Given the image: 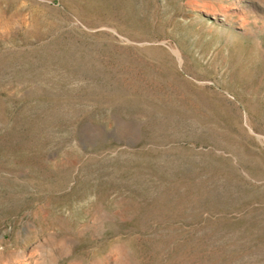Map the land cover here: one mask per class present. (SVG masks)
<instances>
[{"label": "rangeland", "instance_id": "obj_1", "mask_svg": "<svg viewBox=\"0 0 264 264\" xmlns=\"http://www.w3.org/2000/svg\"><path fill=\"white\" fill-rule=\"evenodd\" d=\"M263 56L256 0H0V264H264Z\"/></svg>", "mask_w": 264, "mask_h": 264}, {"label": "bare ground", "instance_id": "obj_2", "mask_svg": "<svg viewBox=\"0 0 264 264\" xmlns=\"http://www.w3.org/2000/svg\"><path fill=\"white\" fill-rule=\"evenodd\" d=\"M256 3H258L259 5H261L264 8V0H256ZM198 4V3H197ZM199 5V4H198ZM204 13L211 15L212 17H216L218 14H226L227 10L224 8H222V11H220L219 9L216 8H204L203 9ZM233 16V15H232ZM239 19L243 20V23H246L244 20L243 16H240ZM248 25V24H247ZM259 25V24H258ZM249 27V26H248ZM242 28V27H241ZM255 30V29H254ZM252 32V31H251ZM261 33V32H260ZM249 39V38H248ZM252 46V45H251ZM256 46V45H255ZM252 51V50H251ZM242 52V51H241ZM245 56V55H244ZM254 57V56H252ZM264 58V56H263ZM252 60V59H251ZM249 63V62H248ZM259 64V63H258ZM258 84V83H257ZM109 202V200L106 201ZM108 205V204H107ZM109 208H111V203L109 205ZM94 212L92 213L91 216H88L89 222H102L105 219L108 218H112L111 216L106 215L105 211H100L98 210V208L96 207L95 210H93ZM113 213H117V210L113 209L111 210V214ZM113 219V218H112ZM109 243V242H108ZM108 248V247H107ZM121 252H125V248L120 245V244H113L112 247H110L108 249V254H105L104 252H102L99 255L98 252V247L95 246L93 248L90 249H86V252H79L78 255L81 256V258H75L73 259L69 264H82V259H86L88 264H97L98 262H100L101 260L103 261H109L110 258L113 256L114 257V262L117 264V259L121 258V260L118 262V264H127V255L122 254ZM65 255H68V252H63ZM51 252H43L42 256H41V261L39 264H48V263H52L53 260L51 258ZM136 264L140 261V259H136Z\"/></svg>", "mask_w": 264, "mask_h": 264}]
</instances>
